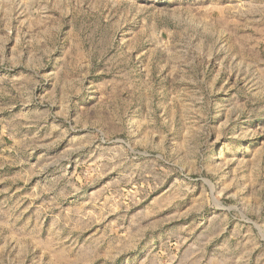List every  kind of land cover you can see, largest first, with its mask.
<instances>
[{
  "label": "rangeland",
  "instance_id": "obj_1",
  "mask_svg": "<svg viewBox=\"0 0 264 264\" xmlns=\"http://www.w3.org/2000/svg\"><path fill=\"white\" fill-rule=\"evenodd\" d=\"M0 264H264V0H0Z\"/></svg>",
  "mask_w": 264,
  "mask_h": 264
}]
</instances>
